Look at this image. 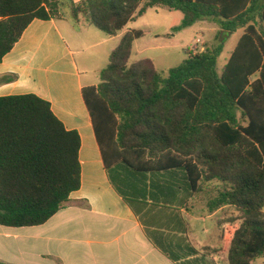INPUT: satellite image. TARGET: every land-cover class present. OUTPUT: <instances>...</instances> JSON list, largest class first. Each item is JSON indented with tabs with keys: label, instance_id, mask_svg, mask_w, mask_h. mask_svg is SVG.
Returning a JSON list of instances; mask_svg holds the SVG:
<instances>
[{
	"label": "trees",
	"instance_id": "obj_1",
	"mask_svg": "<svg viewBox=\"0 0 264 264\" xmlns=\"http://www.w3.org/2000/svg\"><path fill=\"white\" fill-rule=\"evenodd\" d=\"M71 18L112 36L149 8L182 15L174 30L200 20L242 33L221 71L223 38L186 51L176 67L158 70L149 58L129 63L140 30L126 31L99 72L82 88L103 163L153 177L181 170L184 189L209 213L236 215L221 226L224 264L264 258V0H64ZM62 0H0V61L34 19L61 16ZM9 77L6 80H12ZM79 135L66 130L47 101L0 97V224L40 225L80 186ZM177 264H209L218 249H160ZM176 250V251H175ZM174 251L177 252V249ZM173 251V252H174ZM0 264H8L0 261Z\"/></svg>",
	"mask_w": 264,
	"mask_h": 264
},
{
	"label": "crops",
	"instance_id": "obj_2",
	"mask_svg": "<svg viewBox=\"0 0 264 264\" xmlns=\"http://www.w3.org/2000/svg\"><path fill=\"white\" fill-rule=\"evenodd\" d=\"M62 2L58 19L32 20L0 61V97L33 94L49 103L66 130L78 133L80 186L43 224H0V261L177 264L160 249H173L179 258V249L193 248L218 249L206 259L209 264H224L226 252L220 250L224 248L219 234L221 226L236 215L234 208L224 206L209 213L184 189L181 170L161 171L146 179L130 169L113 170L114 184L133 200L132 206L113 187L82 88L99 83L98 74L123 34L138 29L126 25L115 35H106L92 25L76 23L67 2ZM179 19L182 15L176 17ZM142 33L133 42L132 53ZM143 58L151 59L158 69L153 57L138 56L136 60ZM9 77L13 79L6 80ZM254 264H264V258Z\"/></svg>",
	"mask_w": 264,
	"mask_h": 264
},
{
	"label": "rangeland",
	"instance_id": "obj_3",
	"mask_svg": "<svg viewBox=\"0 0 264 264\" xmlns=\"http://www.w3.org/2000/svg\"><path fill=\"white\" fill-rule=\"evenodd\" d=\"M176 17L180 18L181 13L167 8H159L149 9L129 21L128 28L138 29L145 33L143 38L135 43L136 49L133 50L129 63L136 60L138 56H144L153 57L156 67L160 70L176 67L184 60L186 51H190L189 49L196 38L200 39V44L195 53L203 51L205 47L214 46L217 43V31L219 37L223 38V49L217 59L216 67L219 73L234 48L241 29L227 34L222 32L216 24L200 20L190 27L174 30L173 26H178L181 22L180 19L176 21ZM174 22L177 23L173 25Z\"/></svg>",
	"mask_w": 264,
	"mask_h": 264
},
{
	"label": "built area",
	"instance_id": "obj_4",
	"mask_svg": "<svg viewBox=\"0 0 264 264\" xmlns=\"http://www.w3.org/2000/svg\"><path fill=\"white\" fill-rule=\"evenodd\" d=\"M199 44H200V39L196 38V39L194 40V43L192 44V46L190 47L189 50H190L192 53H195V52L197 51V49L199 48ZM200 49H202V48H200ZM199 52H201V51H199Z\"/></svg>",
	"mask_w": 264,
	"mask_h": 264
}]
</instances>
